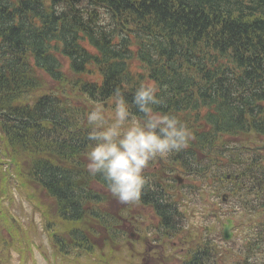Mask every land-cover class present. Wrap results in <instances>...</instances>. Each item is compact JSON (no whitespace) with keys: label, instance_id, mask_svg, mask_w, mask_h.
Returning <instances> with one entry per match:
<instances>
[{"label":"trees","instance_id":"obj_1","mask_svg":"<svg viewBox=\"0 0 264 264\" xmlns=\"http://www.w3.org/2000/svg\"><path fill=\"white\" fill-rule=\"evenodd\" d=\"M79 1L0 0V57L19 62L7 72L9 84L3 85L5 88L0 84V93L6 109L12 112L22 107L21 110L26 111V117L15 119L20 131L27 130L34 121H52L59 125L65 122L64 117L48 113L45 102L40 101L33 108L23 107L16 95L22 96L26 90L31 91L29 88H38L34 67H43L57 81L62 80L61 65L50 52L53 48H61L72 61L79 57L85 62L79 67H86L91 55L78 43L82 39L80 36L85 35L100 53L96 62L109 65L108 72L103 71L107 77L123 71L126 63L137 56L159 86L161 103L155 106L157 110L166 111L171 104L176 111L190 104L196 108L199 104H216V114L210 115L215 125L214 133L198 137L200 147L213 145L219 133L233 130L234 125L245 132L255 130L264 134V116H259L264 112L259 105L264 102V0H89L107 2L115 12L125 9L134 13L141 27L135 33L139 40L135 53L131 49L134 42L128 37L127 45L118 51L109 44L110 40H99L103 30L91 25L80 14L83 11L78 8ZM64 2L66 8L58 14L54 5ZM31 57L34 61H29ZM187 70L192 73L191 77L182 75L183 72L187 74ZM177 71L176 79L173 76ZM229 71H237V76L240 72L241 89L225 76ZM127 74H130L129 69ZM138 85L139 81L134 80L131 88L134 90ZM230 86L239 92V98L230 94ZM134 91L124 94L130 104ZM131 110L141 115L134 107ZM44 135L45 130L38 132L36 146L42 144ZM27 149L38 156L46 153L40 147ZM44 162L39 159L33 162L31 178L44 190L51 185L54 199L60 207L61 204L66 207L60 210L62 215L65 218L74 215L70 219L79 220L82 208L74 202L91 199L94 193L87 195L85 189L78 188L83 183L79 176L48 170ZM65 184L68 191L63 188ZM69 186L73 188L69 190ZM79 191L82 194H76Z\"/></svg>","mask_w":264,"mask_h":264},{"label":"clouds","instance_id":"obj_2","mask_svg":"<svg viewBox=\"0 0 264 264\" xmlns=\"http://www.w3.org/2000/svg\"><path fill=\"white\" fill-rule=\"evenodd\" d=\"M63 11L57 9V13ZM153 81H141L131 104L118 87L114 90L111 118L103 105L87 113L91 142L87 152L88 173L101 176L106 190L121 204L141 198L146 184L145 170L158 156L186 149L195 139L193 131L177 115L157 111L161 103ZM141 115H133L132 108Z\"/></svg>","mask_w":264,"mask_h":264},{"label":"rangeland","instance_id":"obj_3","mask_svg":"<svg viewBox=\"0 0 264 264\" xmlns=\"http://www.w3.org/2000/svg\"><path fill=\"white\" fill-rule=\"evenodd\" d=\"M108 112V116L111 118L113 111L112 110H107ZM254 140V135H249V136H240V141L242 145H252V144H258V143H251L250 141ZM253 142V141H252ZM3 160L5 161V164H12L15 163L16 161L14 159H8V158H3ZM223 161V159L221 160V162ZM220 162V163H221ZM7 166V165H6ZM16 168V167H15ZM13 168V169H15ZM7 170V169H6ZM7 174L9 175H13L14 174L10 171L7 170ZM15 177V176H14ZM207 180H209V178H207ZM19 182L21 184H25L22 180L19 179ZM30 181L28 180V183ZM19 183V185H20ZM199 183V182H198ZM5 185L6 184H2L0 183V195H1V190H5ZM227 186V185H226ZM26 193L29 195V199L26 198V196L24 195V193H22V191L19 188H15L12 191V197H13V201H10L8 199H6L5 201L3 200L0 204V209L5 213L6 207H10V215L15 216L20 222L21 225L23 227V229L25 231H27V229H29L31 221L32 222H36L37 226L39 227L40 231L38 236H35L36 240H35V251L34 254H30L27 251L25 252V255L29 256L30 259H34V261L28 259L24 254L20 253L21 251V244H20V238H18L17 241H14L13 238L11 237L10 233L4 230L2 233V237L4 239L7 240V245H2L0 244V248H2L3 246H8L9 247V254H8V259L6 261V264H55V259L53 257V252L51 251V247L49 245V237L48 234L45 231L44 228V219L42 214H36L35 216L33 215V210L34 207L36 206V208L40 209V211L42 212V210L44 211V216L45 218L47 216H49V211H48V201L46 200L45 203L47 204L46 207L43 209L41 207V204H39L37 201L40 200V195L38 192H33L30 191L26 186H24ZM7 192V189L6 191ZM6 196V194L2 197L4 198ZM206 198L208 199H202V200H197L195 199V204H196V209L198 210V218H194L193 223L195 225L194 227V231H193V235L192 238L196 239L197 237H203L204 233H202V228L205 226V224H207L208 228H211L212 230H209V232L207 233V235L212 236L214 235L213 233V229L214 226L216 224L215 219H211L210 217L212 215H206L207 212H210V207H208V205L206 204L207 202L214 208L215 212L218 211L221 215L224 214L225 210L227 209H231L233 208L235 205L232 201H235L237 199L232 198V200L227 204L224 205L222 203L221 205V201H220V195L219 194H215L213 193L210 189L206 191L205 193ZM31 199V200H30ZM42 201H43V197H41ZM192 199V198H191ZM1 201V198H0ZM12 202V203H11ZM35 204V206H34ZM50 212H53V207L51 206L49 208ZM103 210L106 212H110L115 216L114 220H111L112 223V229L113 230H117V229H122L124 233H127V223L125 221V207H123L122 205H119L118 202L116 201V198L111 197L110 195L108 196V202L103 206ZM234 216V218L236 219L237 223H243L245 219L241 218L242 214L240 212L238 213H234L232 211V213H228V216ZM49 219L54 220L58 225V229L56 230L57 232L61 233V232H65L67 229L66 225L63 224V222H61V220L57 219V218H52L50 216ZM255 221L259 220L254 219ZM46 221V220H45ZM256 221V222H257ZM99 227V226H97ZM97 230L100 231V229L96 228ZM249 229H242L241 232L237 233V236L235 237V241L233 243H231L232 245H235L236 248H238V246L240 245L241 241L240 239L242 238V233L246 232L248 233ZM254 231V229H253ZM121 234V232H120ZM205 235V236H207ZM122 237V236H121ZM123 237H125V235H123ZM257 239V237H256ZM121 242L123 243H117L113 242V244L115 243L114 249H111L112 251L110 252V258L112 260H116V264H135L139 261V256H141L142 254L146 253V249L143 248L142 245H139L137 247H133L134 245H130L132 247V252H129L126 244H127V240L125 239H121ZM230 244V245H231ZM40 248H42V250L44 251V253H46L49 256V260H42L41 256L39 255L40 253ZM124 248V249H123ZM104 250H108V248L104 247V244H101V248L99 249V251H97V253H95L92 257H85V256H81V257H71L69 260L67 261H62L59 264H101V260H104L105 255ZM121 251V254H116L114 253V251ZM160 252H162V250H159ZM180 251V249H178V252ZM171 253V252H169ZM157 255L160 254L159 252L156 253ZM96 256V257H94ZM102 257V259H101ZM116 257V258H115ZM92 261V262H84V261ZM58 261V260H57ZM176 260L171 259L168 261V264H175ZM112 263V262H111ZM114 264V263H113Z\"/></svg>","mask_w":264,"mask_h":264},{"label":"flooded vegetation","instance_id":"obj_4","mask_svg":"<svg viewBox=\"0 0 264 264\" xmlns=\"http://www.w3.org/2000/svg\"><path fill=\"white\" fill-rule=\"evenodd\" d=\"M149 192L147 193V197L149 196ZM146 197V198H147ZM149 200L154 198V195H151L150 197H148ZM142 211H143V216L149 220L150 222H156L157 220V215L155 213V211L153 210V208L149 205L143 204L142 205Z\"/></svg>","mask_w":264,"mask_h":264}]
</instances>
